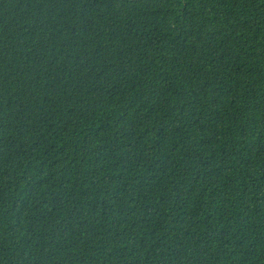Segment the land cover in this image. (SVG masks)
<instances>
[{"label": "trees", "instance_id": "trees-1", "mask_svg": "<svg viewBox=\"0 0 264 264\" xmlns=\"http://www.w3.org/2000/svg\"><path fill=\"white\" fill-rule=\"evenodd\" d=\"M0 264H264V0H0Z\"/></svg>", "mask_w": 264, "mask_h": 264}]
</instances>
